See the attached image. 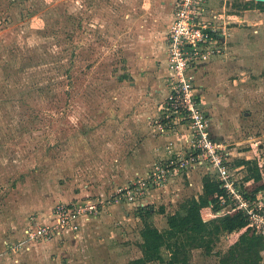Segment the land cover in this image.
Instances as JSON below:
<instances>
[{
    "label": "rangeland",
    "instance_id": "obj_1",
    "mask_svg": "<svg viewBox=\"0 0 264 264\" xmlns=\"http://www.w3.org/2000/svg\"><path fill=\"white\" fill-rule=\"evenodd\" d=\"M228 2L218 12L245 34L238 54L243 65L235 72L232 105L217 113L228 124L233 161L257 160L264 170V9H246L247 0ZM142 6L139 0H0V264H130L142 256L139 202L107 203L90 222L80 221L79 237L27 236L33 220L51 222L59 204L109 201L131 182L134 166L119 174L126 168L123 154L134 151L120 149L119 157L108 134H114L110 115L124 110L137 83L123 49L127 20ZM243 151L250 153L241 158ZM242 169L232 170L239 182L248 175ZM202 177L182 173L162 189L150 188L142 206L158 211V228L200 195ZM190 181L192 196L186 191ZM230 238L222 236L210 254L194 249L191 264H221Z\"/></svg>",
    "mask_w": 264,
    "mask_h": 264
},
{
    "label": "built area",
    "instance_id": "obj_2",
    "mask_svg": "<svg viewBox=\"0 0 264 264\" xmlns=\"http://www.w3.org/2000/svg\"><path fill=\"white\" fill-rule=\"evenodd\" d=\"M209 2L177 0L174 20L167 34L170 76L165 111L170 121L169 129L175 133L185 132V145L178 149L171 143L167 155L153 165L146 177L137 178L118 189L109 201L98 199L59 204L54 208L51 222L37 224L33 220L34 226L27 229L30 240H49L64 235V232L76 234L81 227L80 221L97 217L107 203L139 202L138 207H142L151 190L162 189L182 173L197 170L221 183L225 191L220 197L224 207L221 213L242 210L250 226L264 235V199L260 194L256 200L249 199L243 181L234 178L232 170H237L233 165L235 151L213 135L196 84L197 69L226 54V44L223 45L221 40L227 37L232 24L225 21L222 13L215 12ZM161 130L165 132L167 129L161 127Z\"/></svg>",
    "mask_w": 264,
    "mask_h": 264
},
{
    "label": "crops",
    "instance_id": "obj_3",
    "mask_svg": "<svg viewBox=\"0 0 264 264\" xmlns=\"http://www.w3.org/2000/svg\"><path fill=\"white\" fill-rule=\"evenodd\" d=\"M124 1L128 2V0ZM139 4L143 5L142 9L137 15L131 14L127 20L129 23L128 35L125 37V49H123L125 53L124 65L131 72L134 71L137 74L138 77L135 76L137 83L131 85L129 96L123 100L124 110L118 112L114 110L110 115V118L113 117L112 125H109L112 129L110 132L114 134L111 135L108 132L110 134L108 136L111 138L109 146L115 153L120 154L119 157L122 156L120 149L134 151L133 156L123 154L125 160H123L122 165L126 168L122 174H119L128 173L127 167L134 166V176L130 179L127 178L130 181L146 177L152 170L153 165L167 155V148L171 143H174V147L178 149L180 146L185 145L183 139L185 132L177 131L175 133L169 129L170 121L165 111L170 76L167 34L174 20L177 0H139ZM228 4L227 0H210L209 2V6L215 12L225 11ZM230 5L232 4L230 3ZM251 11L258 12L261 9L253 8ZM134 12L135 10H133ZM226 15H223L225 21L235 22L232 18L229 19L228 14ZM242 32V29L229 25L227 37L221 40L223 45L226 44V54L203 63L196 71L198 92L203 108L210 119L212 133L218 140L224 142L229 139L227 137L229 127L217 112L218 109L224 110L230 107L233 99L229 98V95L231 92H236L237 89L238 80L234 76L236 69L243 65V61L238 55L241 49L240 42L245 37ZM231 42L234 44H231ZM242 74L243 72H241ZM131 76L134 75L131 74ZM229 79H234V81L229 83ZM227 117L228 115H226ZM233 118L237 119L236 113H234ZM121 126L123 132L120 133L118 130ZM161 127L167 130L163 132ZM121 134H124L123 138H121ZM115 153L112 154L114 157ZM249 153V151H243L241 153L243 155L240 156L243 158L245 154L248 155ZM233 165L235 166L234 161ZM243 167L236 165V172L244 170ZM196 172L205 175L204 171L197 170L191 172L188 176L191 177V174ZM194 186L195 183L190 181L189 187L186 189L190 196H192ZM199 189L201 195L203 184ZM177 194L176 196L180 199L179 197L182 194ZM91 219L93 218L88 220L91 221ZM162 226L165 229L167 228V224L164 222ZM159 228L162 227L159 226ZM81 233L82 231L78 232V237ZM262 264H264V261Z\"/></svg>",
    "mask_w": 264,
    "mask_h": 264
},
{
    "label": "trees",
    "instance_id": "obj_4",
    "mask_svg": "<svg viewBox=\"0 0 264 264\" xmlns=\"http://www.w3.org/2000/svg\"><path fill=\"white\" fill-rule=\"evenodd\" d=\"M245 5L246 9H264V2L256 0ZM236 165L247 168L243 189L249 199L256 200L264 192L263 165L257 160L247 159H238ZM224 193L218 180L204 176L203 193L199 197L188 198L176 212L168 215L164 230L154 223L158 211L153 206L138 207L136 212L144 223L140 244L142 256L130 264H191L194 249H203L210 254L225 235H230L231 241L228 250L221 256V264H262L264 235L250 226L242 210L221 213L224 207L220 197ZM159 212L165 213L164 208Z\"/></svg>",
    "mask_w": 264,
    "mask_h": 264
},
{
    "label": "water",
    "instance_id": "obj_5",
    "mask_svg": "<svg viewBox=\"0 0 264 264\" xmlns=\"http://www.w3.org/2000/svg\"><path fill=\"white\" fill-rule=\"evenodd\" d=\"M257 2H264V0H256ZM221 214V213H220Z\"/></svg>",
    "mask_w": 264,
    "mask_h": 264
}]
</instances>
